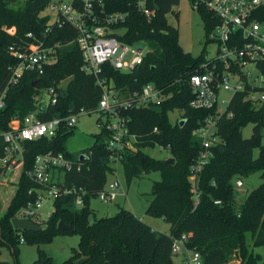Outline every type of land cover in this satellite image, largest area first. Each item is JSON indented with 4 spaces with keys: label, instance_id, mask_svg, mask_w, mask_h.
<instances>
[{
    "label": "trees",
    "instance_id": "obj_1",
    "mask_svg": "<svg viewBox=\"0 0 264 264\" xmlns=\"http://www.w3.org/2000/svg\"><path fill=\"white\" fill-rule=\"evenodd\" d=\"M51 0H0V97L4 94V107L0 110V157L5 144L2 134L8 131L12 120L22 121L36 110L35 99L42 92L54 89L56 103L49 105L40 115L42 121L64 118L80 109L94 110L101 98V90L93 78L80 71L82 56L71 43L76 32L67 25H49V17H41ZM179 0H146L153 12L147 20L135 7L133 0H102L96 14L99 17L121 14L122 22L110 25L111 36L121 43L134 46L142 43L148 49L140 65L123 73L104 66L102 76L111 82L112 88L123 98L139 92L146 84L162 90L164 100L158 107L130 110L122 113L129 120V131L136 136V150L123 155L122 168L126 183L143 174L157 172L160 180L152 184L151 200L145 214L162 219L170 225L168 234L157 233L130 211L119 209L112 217L96 219L90 208V200L96 199L107 182L111 171L106 145L109 132L105 129L93 135L92 145L78 159L80 170L54 172L55 184L81 189L83 206L76 210L73 197L53 201V212L41 221L38 232H19L13 229L11 220L20 210L35 204L44 188L31 181L25 171L32 168L36 156L46 153L66 152L64 144L73 135V129H60L52 138H40L22 144L23 169L17 175L15 191L0 215V251L10 250L12 261L0 259V264H19L18 244L41 245L50 243L59 234H77L76 248L64 261L57 262L41 248L31 264H173L171 244L174 237L191 234L188 247L197 251L202 264H224L233 254L239 264H264L255 247H264V110H254L243 102L242 95L233 96L229 106L232 117L223 118L218 124L222 143L214 147L212 157L203 167L196 181L199 204L193 209L191 200L190 168L196 160L199 146L191 134L211 110H194L189 107L192 99L190 78L204 72V52L192 57L178 41V31L166 16L174 13ZM264 10V9H263ZM263 12V11H262ZM176 15V14H175ZM203 22L205 37L213 28L212 15L204 9L198 14ZM264 21V12L257 14ZM14 29L9 35L7 29ZM42 38L46 45L57 44V61L47 65L41 74L26 72L17 83L9 84L8 67L16 64L9 48L30 42L27 34ZM68 80L62 87L58 86ZM182 112L185 123H171L170 112ZM252 124V134L243 138L241 130ZM156 129V132H154ZM161 147L168 150L169 158L155 159L144 149ZM257 155L254 156V152ZM172 159V164L166 161ZM260 173L261 184L250 191L240 203H236L235 183ZM4 170L0 168V180ZM219 202V204H215ZM2 203L0 201V210ZM89 217L92 221L89 222ZM69 226L71 231L58 230V224Z\"/></svg>",
    "mask_w": 264,
    "mask_h": 264
},
{
    "label": "built area",
    "instance_id": "obj_2",
    "mask_svg": "<svg viewBox=\"0 0 264 264\" xmlns=\"http://www.w3.org/2000/svg\"><path fill=\"white\" fill-rule=\"evenodd\" d=\"M133 1L136 9L150 20L153 12L147 8L146 0ZM187 1L191 10L197 14L200 9H204L212 15L213 28L207 32L206 39L215 47L214 56L211 58L206 56L201 65L204 72L193 75L189 81L192 94L189 107L194 110H211V114L205 117L191 134L199 146L189 177L191 200L195 209L199 204L196 187L198 175L212 157L211 150L222 143L218 124L221 119L232 117L229 106L233 96L240 94L243 102L252 109L264 110V21H258L256 18L257 14L264 12V0ZM101 6L102 0H51L45 8L47 13H40L41 17L50 18L49 25L55 24L59 28L67 25L76 32L71 43L78 47L82 56L80 71L93 78L95 85L101 90V98L96 108L91 111L80 109L64 118L42 121L39 116L45 113L49 105L56 103L54 89L42 92L35 99L36 110L22 121L12 120L9 123L10 129L1 135L5 148L3 156L0 157V168L6 169L7 172L22 171L24 142L52 138L61 128L72 129L82 115H98L97 128L99 131L105 129L109 132L106 145L112 171L109 175H115L117 167L122 164L125 152L136 150V136L129 131V120L122 113L158 107L164 100V95L162 90L149 83L139 92L123 98L112 88L111 82L102 76L104 66L123 73L132 71L141 64L146 52L134 50L133 46L125 45L111 36L117 31L111 29L110 25L122 22L124 17L121 14L99 17L95 9ZM48 31L49 28H46L40 37L27 34L29 43L9 48L8 52L16 60V64L7 69L9 84L17 83L26 72L41 74L45 66L57 61L59 46L46 45L42 40ZM6 33L13 35L15 30L7 29ZM67 81H63L58 88ZM4 94L0 97V110L4 107ZM181 118L176 121L184 120ZM80 156L84 158L85 154L81 153L76 158L82 162ZM76 159L51 152L36 156L32 168L25 171V175L41 185L44 190L38 196L37 202L20 210L16 218L28 219L39 225L41 218L38 211L41 204L62 197H73L74 208H82L84 193L81 189L67 188L63 183L55 184L53 180L54 172L79 171L80 164H76ZM242 187V182L237 181L234 186L235 192L239 193ZM124 196L120 182L115 179L106 182L96 199L103 204H110ZM190 235L181 234L174 237L171 254L178 257L181 264H202L201 255L187 245Z\"/></svg>",
    "mask_w": 264,
    "mask_h": 264
},
{
    "label": "rangeland",
    "instance_id": "obj_3",
    "mask_svg": "<svg viewBox=\"0 0 264 264\" xmlns=\"http://www.w3.org/2000/svg\"><path fill=\"white\" fill-rule=\"evenodd\" d=\"M67 1V0H64ZM174 13L166 16L168 23L175 27L178 31V41L181 48L190 53L192 57H198L202 52L204 56L213 57L215 54V47L212 43H209L205 37L203 22L200 16L191 10L187 0H179L177 7L173 9ZM47 13V10L42 12ZM176 14V15H175ZM121 31H117L120 33ZM132 49H140L143 52H147L148 49L142 43H138L132 47ZM47 99V96L44 95ZM182 117V113L178 111L170 112L168 118L171 123ZM99 118L96 114L82 115L77 119L74 127L73 135L64 144L66 152L70 153L75 159L86 149H88L93 142V135L99 133V129L96 125V120ZM253 125L249 124L241 130L243 138H249L252 134ZM262 144L264 145V128L262 130ZM143 152L155 159H167L169 153L166 149L154 148L144 149ZM257 155V151L254 152V156ZM117 179L125 193L124 197H119L115 203L103 204L97 199L90 201V208L93 210L96 219L112 217L119 209H125L135 214L137 218L144 219V223L157 233L168 234L170 231V225L162 219H155L145 214L148 203L151 200V187L152 184L160 180V175L157 172L150 174H143L139 177L133 178L130 183H126L123 168L118 166L114 176L107 175V182ZM17 178L12 174L4 175L0 180V201L2 208L0 215L6 208V205L15 191V184ZM260 173H256L251 177L244 180L242 190L237 194L236 203L240 204L245 196L261 184ZM78 210V209H76ZM53 212L52 201H46L41 204L39 213L41 219L46 221ZM142 221V220H141ZM79 237L77 234H59L47 244H41L39 246L34 244L25 243L23 240L18 244L19 248V264H31L37 256V248H41L46 254L52 256L57 262L66 260L71 255V249L76 248ZM255 252L262 255L264 260V247H255ZM1 260L12 261V255L8 248L1 249ZM173 264H181L180 260L176 256H172ZM225 264H229L225 262Z\"/></svg>",
    "mask_w": 264,
    "mask_h": 264
},
{
    "label": "water",
    "instance_id": "obj_4",
    "mask_svg": "<svg viewBox=\"0 0 264 264\" xmlns=\"http://www.w3.org/2000/svg\"><path fill=\"white\" fill-rule=\"evenodd\" d=\"M185 123L184 120H182L179 125L182 126ZM80 160L83 159L82 156H80L79 158ZM167 164H172L173 160L169 159L166 161ZM92 217H89L88 221L91 222L92 221ZM11 224L14 230L19 231V232H38L40 231L42 228L39 225L33 224L32 222H30L28 219H19V218H14L11 220ZM58 230L60 231H71V228L69 226H65L62 224V222H59L58 224ZM85 260V257H82L80 259H78L76 261L77 264H80L81 262H83Z\"/></svg>",
    "mask_w": 264,
    "mask_h": 264
},
{
    "label": "crops",
    "instance_id": "obj_5",
    "mask_svg": "<svg viewBox=\"0 0 264 264\" xmlns=\"http://www.w3.org/2000/svg\"><path fill=\"white\" fill-rule=\"evenodd\" d=\"M1 169H3L4 170V175H6V174H12V175H14L15 177H17V175H18V173L20 172V170H17V171H14V172H7L6 171V169H4V168H1ZM244 185V184H243ZM243 188V187H242ZM92 200V199H91ZM90 200V201H91ZM52 205H53V202H52ZM38 213H39V211H38ZM39 215H40V218H41V214L39 213ZM134 216H136L135 214H134ZM137 217V216H136ZM96 218V217H95ZM98 219V218H97ZM139 219L140 220H142V221H144V219H142V218H140L139 217ZM41 221H43L42 219H41ZM152 228V227H151ZM0 253H1V251H0ZM228 261H229V264H239V259L237 258V256L235 255V254H233V255H231L230 257H229V259H228ZM227 261V262H228ZM225 264V263H224Z\"/></svg>",
    "mask_w": 264,
    "mask_h": 264
}]
</instances>
